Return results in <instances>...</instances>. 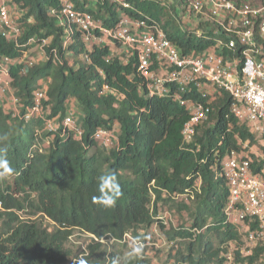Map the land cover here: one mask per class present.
I'll return each mask as SVG.
<instances>
[{"label":"trees","instance_id":"16d2710c","mask_svg":"<svg viewBox=\"0 0 264 264\" xmlns=\"http://www.w3.org/2000/svg\"><path fill=\"white\" fill-rule=\"evenodd\" d=\"M58 1L15 0L22 30L18 45L0 34V55L18 57L28 48L27 40L35 38L47 39L46 51L55 49L59 59L38 61L24 74L12 68L19 115L0 104V137H7L0 147L7 148L15 169L0 181V264H76L77 260L70 262L68 249L76 231L92 236L82 256L87 264H112L116 257L125 264L111 248H125L127 239L134 238L145 244L152 227L167 244L159 264H224L229 253L232 264H264V245L241 255V236L224 216L228 192L222 161L240 149L236 137L256 143L246 125L229 112L230 96L221 92L211 102L207 120L185 142L181 132L189 113L170 98L148 96L133 59L125 63L114 57L106 63L108 48L86 51L76 31L62 49L63 32L48 13ZM125 1L130 9L120 12L160 22L181 55L214 47V36L204 22L192 23L191 29L179 25V14L186 12L183 0L179 12L161 0ZM78 7L106 28H113L120 14L107 2ZM198 30L208 39L196 37ZM42 83L44 119L59 122L54 132L45 130L39 118L22 119ZM104 86L109 91L103 92ZM72 105L81 118L79 138L61 126ZM98 129L114 130L116 144L101 148L94 139ZM110 171L123 195L114 207L106 208L93 203L92 197L99 195L97 177ZM166 207L184 213L188 225L167 228L159 219ZM131 264L153 260L142 255Z\"/></svg>","mask_w":264,"mask_h":264},{"label":"built area","instance_id":"2783aa9c","mask_svg":"<svg viewBox=\"0 0 264 264\" xmlns=\"http://www.w3.org/2000/svg\"><path fill=\"white\" fill-rule=\"evenodd\" d=\"M186 14L195 24L204 22L211 30L215 45L212 49L183 56L168 39L160 22L148 17H131L120 9H130L125 0H59L58 7L49 10L61 28L62 49L71 42L74 32L86 51L93 47H107L108 63L114 57L127 63L134 60L138 74L144 80L148 96L170 98L189 113L182 136L189 142L195 128L206 121L213 100L226 92L231 98L229 112L255 137L256 143L237 140L240 149L227 153L222 161L226 180L227 200L224 207L226 222L241 236V255H249L254 248L264 245V4L247 0H183ZM107 2L120 12L113 28H106L94 20L81 4ZM18 6L15 0H0V34L7 42L18 45L22 35L18 27ZM201 30L195 36L202 39ZM47 39L27 40L28 48L18 57L0 55V104L12 105L19 115V101L11 85V69L25 73L38 61L59 62L55 49L46 51ZM38 53V59L30 55ZM226 51V53H225ZM87 60V56H84ZM37 89L31 107L22 114L23 120L32 117L44 121L45 130L59 128L57 120L44 119L42 101L46 98L45 85ZM109 91L107 86L103 92ZM199 98H193L195 95ZM63 131L81 137L79 119L70 110L61 121ZM94 139L104 149L114 146V130L98 129ZM224 264H232L227 254Z\"/></svg>","mask_w":264,"mask_h":264},{"label":"rangeland","instance_id":"374dc122","mask_svg":"<svg viewBox=\"0 0 264 264\" xmlns=\"http://www.w3.org/2000/svg\"><path fill=\"white\" fill-rule=\"evenodd\" d=\"M161 3L166 4V6L168 5V3L174 4L177 12H179L181 8L180 0H161ZM16 10L18 12V9ZM177 21L181 27L184 28L187 26L188 29L192 28V23L195 24L193 16L186 14V12L184 14H179ZM30 55L35 56L36 60L38 59V53L36 51H32ZM4 108L12 110V105L8 104ZM69 110L75 113L77 117L79 116V113L76 111L75 105H72ZM98 144L101 148H103L101 142H98ZM110 147L111 146L107 147V149ZM178 199H180V197ZM159 219H162L163 223L166 225L167 228H179L181 226L185 227L188 225L186 215L184 213H177L176 211L171 209V207L164 208L161 214H159ZM44 223L48 224L49 221L45 220ZM91 237L92 236L80 233L79 231L74 232L68 244V249L71 252L70 262L76 261L83 256L84 251H86V246L90 244ZM101 243L106 244L104 240L101 241ZM131 244L132 240L127 239L125 248L121 247V245H116L114 248H111V251L119 253L121 257H125L126 254L130 251ZM142 245L143 249L140 256L144 255L148 258H151L153 260V264H159L161 261H163L164 256L162 255V252L164 248L167 247V244L165 243L163 237L156 231L154 227L150 229V231L148 232V239L146 243ZM262 259L264 261V258Z\"/></svg>","mask_w":264,"mask_h":264},{"label":"clouds","instance_id":"9594fccd","mask_svg":"<svg viewBox=\"0 0 264 264\" xmlns=\"http://www.w3.org/2000/svg\"><path fill=\"white\" fill-rule=\"evenodd\" d=\"M7 137H0V140H6ZM15 174V169L11 165L7 148L0 147V181H3ZM97 191L99 195L93 196V203L99 204L106 208L114 207L118 199L123 195L117 176L114 171L102 174L97 177ZM103 241V240H101ZM100 241V242H101ZM143 245L139 238H134L130 246V251L124 257L125 264H131V261L139 257L142 253ZM120 257L112 260V264H120ZM76 264H87V260L83 257L76 261Z\"/></svg>","mask_w":264,"mask_h":264},{"label":"crops","instance_id":"0c3cea01","mask_svg":"<svg viewBox=\"0 0 264 264\" xmlns=\"http://www.w3.org/2000/svg\"><path fill=\"white\" fill-rule=\"evenodd\" d=\"M78 119H81L80 116H78Z\"/></svg>","mask_w":264,"mask_h":264}]
</instances>
